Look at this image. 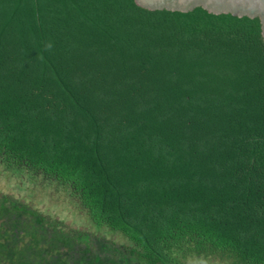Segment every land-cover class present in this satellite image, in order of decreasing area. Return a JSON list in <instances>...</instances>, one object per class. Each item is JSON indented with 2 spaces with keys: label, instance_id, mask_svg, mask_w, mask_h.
Segmentation results:
<instances>
[{
  "label": "trees",
  "instance_id": "obj_1",
  "mask_svg": "<svg viewBox=\"0 0 264 264\" xmlns=\"http://www.w3.org/2000/svg\"><path fill=\"white\" fill-rule=\"evenodd\" d=\"M0 165L127 242L0 193V264H264L259 18L0 0Z\"/></svg>",
  "mask_w": 264,
  "mask_h": 264
},
{
  "label": "rangeland",
  "instance_id": "obj_2",
  "mask_svg": "<svg viewBox=\"0 0 264 264\" xmlns=\"http://www.w3.org/2000/svg\"><path fill=\"white\" fill-rule=\"evenodd\" d=\"M0 193L12 194L44 214L61 220L67 226L105 237L117 244H127L118 233L108 231L103 225L91 223L79 211L75 198L67 189L61 188L54 181L45 180L39 174L23 169L9 171L0 165ZM181 264L226 262L214 257H188L181 260Z\"/></svg>",
  "mask_w": 264,
  "mask_h": 264
},
{
  "label": "water",
  "instance_id": "obj_3",
  "mask_svg": "<svg viewBox=\"0 0 264 264\" xmlns=\"http://www.w3.org/2000/svg\"><path fill=\"white\" fill-rule=\"evenodd\" d=\"M134 2L137 6L150 11L169 10L185 13L195 8H202L215 15L258 17L264 38V0H134Z\"/></svg>",
  "mask_w": 264,
  "mask_h": 264
}]
</instances>
